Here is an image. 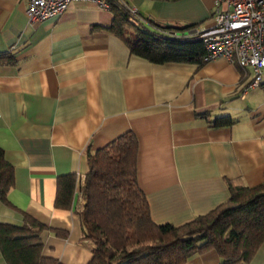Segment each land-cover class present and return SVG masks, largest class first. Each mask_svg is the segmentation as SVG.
Masks as SVG:
<instances>
[{
  "label": "crops",
  "instance_id": "crops-1",
  "mask_svg": "<svg viewBox=\"0 0 264 264\" xmlns=\"http://www.w3.org/2000/svg\"><path fill=\"white\" fill-rule=\"evenodd\" d=\"M125 1L138 8L143 27L153 29L145 19L195 24L198 35L212 25L217 0ZM26 7L27 0H0V55L13 59H0V147L14 167L0 222L21 225L26 214L45 225L44 257L91 259L79 217L87 149L126 132L137 138V182L156 224L178 226L208 213L229 199L228 181L263 182L264 72L262 84L250 86V69L224 58L150 62L106 29L112 10L89 2L73 1L36 23ZM222 116L232 124L210 125ZM69 173L79 186L72 207L57 209L56 180ZM220 262L210 250L185 264ZM0 264H7L1 252ZM247 264H264V242Z\"/></svg>",
  "mask_w": 264,
  "mask_h": 264
},
{
  "label": "trees",
  "instance_id": "trees-1",
  "mask_svg": "<svg viewBox=\"0 0 264 264\" xmlns=\"http://www.w3.org/2000/svg\"><path fill=\"white\" fill-rule=\"evenodd\" d=\"M107 30L123 39L130 52L153 63L186 62L201 65L204 47L198 35L188 33L195 24L145 19L153 29L137 25L116 7ZM166 32L168 35H164ZM0 59L11 57L0 55ZM229 116L217 117L211 126L232 124ZM138 142L126 132L91 153L80 186L84 203L79 211L85 238L93 244L87 264H185L194 254L214 250L220 264H247L264 242V179L248 187L228 181L229 199L206 214L181 225L152 221L145 194L136 175ZM14 167L0 147V200L9 204ZM79 186L75 173L56 180L54 207L70 209ZM45 225L24 215L21 225L0 222V252L7 264H62L42 255L40 233Z\"/></svg>",
  "mask_w": 264,
  "mask_h": 264
},
{
  "label": "built area",
  "instance_id": "built-area-1",
  "mask_svg": "<svg viewBox=\"0 0 264 264\" xmlns=\"http://www.w3.org/2000/svg\"><path fill=\"white\" fill-rule=\"evenodd\" d=\"M73 1L89 2L101 9H122L142 26L144 19L136 6L125 0H27L26 16L31 23L63 14ZM212 25L197 32L204 47L203 61L224 58L250 69V86L262 84L264 72V0H217ZM189 35V34H188ZM173 37L185 34L171 33Z\"/></svg>",
  "mask_w": 264,
  "mask_h": 264
},
{
  "label": "water",
  "instance_id": "water-1",
  "mask_svg": "<svg viewBox=\"0 0 264 264\" xmlns=\"http://www.w3.org/2000/svg\"><path fill=\"white\" fill-rule=\"evenodd\" d=\"M196 33V29H192V30H190L189 32H188V34H195Z\"/></svg>",
  "mask_w": 264,
  "mask_h": 264
}]
</instances>
